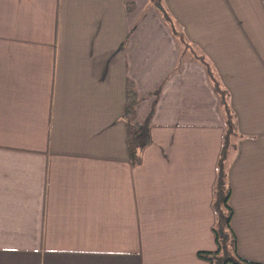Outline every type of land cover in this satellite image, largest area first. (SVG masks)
I'll list each match as a JSON object with an SVG mask.
<instances>
[{"label": "crops", "instance_id": "obj_1", "mask_svg": "<svg viewBox=\"0 0 264 264\" xmlns=\"http://www.w3.org/2000/svg\"><path fill=\"white\" fill-rule=\"evenodd\" d=\"M160 1L228 94L230 226L264 264L263 2ZM128 83L153 106L136 164ZM225 118L149 0H0V264H209Z\"/></svg>", "mask_w": 264, "mask_h": 264}, {"label": "trees", "instance_id": "obj_2", "mask_svg": "<svg viewBox=\"0 0 264 264\" xmlns=\"http://www.w3.org/2000/svg\"><path fill=\"white\" fill-rule=\"evenodd\" d=\"M151 4L162 14L164 19L169 22L171 30L179 37L183 46V50L191 51L196 59L205 67L208 77L212 83L213 89L219 97L220 106L223 108L226 121L225 133L222 140L220 155L217 165L216 176V191L214 209L217 213L216 226L214 227V235L216 242V249L213 252L200 251L198 255L207 260L209 264H258L246 261L241 258L236 250V238L230 226V219L232 208L229 204L230 186L227 180L226 160L231 150L234 148L233 138L231 135L235 133L234 117L228 104V94L221 86L217 75L214 74L212 67L206 58L196 51L191 44H189L182 34V31L177 30L172 19L164 9L160 0H149ZM264 5V0H262ZM159 93V88L154 91L153 95ZM138 96L134 90L132 83H128L125 93V101L123 104L122 118L126 126L127 147L130 160L133 164L140 161L141 151L150 144V124L149 120L152 115L153 106L148 112L143 121L136 120V109L138 105Z\"/></svg>", "mask_w": 264, "mask_h": 264}, {"label": "rangeland", "instance_id": "obj_3", "mask_svg": "<svg viewBox=\"0 0 264 264\" xmlns=\"http://www.w3.org/2000/svg\"><path fill=\"white\" fill-rule=\"evenodd\" d=\"M165 9V8H164ZM169 15V14H168ZM171 18V17H170ZM163 20L165 21V23L166 24H168L169 25V22L168 21H166L165 19H164V17H163ZM171 28V27H170ZM178 30V29H177ZM211 85H212V83H211ZM213 87V86H212Z\"/></svg>", "mask_w": 264, "mask_h": 264}]
</instances>
